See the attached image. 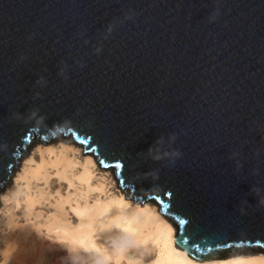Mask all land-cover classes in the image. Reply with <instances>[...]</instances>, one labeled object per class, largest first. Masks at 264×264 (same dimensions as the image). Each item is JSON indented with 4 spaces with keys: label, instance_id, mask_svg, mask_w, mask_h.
Wrapping results in <instances>:
<instances>
[{
    "label": "water",
    "instance_id": "water-1",
    "mask_svg": "<svg viewBox=\"0 0 264 264\" xmlns=\"http://www.w3.org/2000/svg\"><path fill=\"white\" fill-rule=\"evenodd\" d=\"M49 131L156 202L193 257L264 251V0H0V184Z\"/></svg>",
    "mask_w": 264,
    "mask_h": 264
},
{
    "label": "bare ground",
    "instance_id": "bare-ground-1",
    "mask_svg": "<svg viewBox=\"0 0 264 264\" xmlns=\"http://www.w3.org/2000/svg\"><path fill=\"white\" fill-rule=\"evenodd\" d=\"M49 133L42 141L33 132L0 184V194L7 192L0 204V264H41L42 234L58 251L49 264H63L64 250L76 264L117 258L120 264H264L261 250L193 257L175 242L178 229L156 202L125 198L131 188L121 187L112 166L98 164L70 134Z\"/></svg>",
    "mask_w": 264,
    "mask_h": 264
},
{
    "label": "clouds",
    "instance_id": "clouds-1",
    "mask_svg": "<svg viewBox=\"0 0 264 264\" xmlns=\"http://www.w3.org/2000/svg\"><path fill=\"white\" fill-rule=\"evenodd\" d=\"M42 80H43V77H41L40 80L37 81V83H40ZM37 95H39V94H37ZM38 111H39L38 109L33 110L31 112L30 116H29V119H32V118L36 117ZM40 120H43V117H41ZM175 139H176V136H175V134H173L170 137V140L174 142ZM162 141H163V137H161L158 140L157 143L159 144ZM148 154L152 157L153 160H156V161H159V160H162V159H165V158H169V163L171 165H174L175 164V161L182 156V153L179 150H177V149H173L171 152H168V151L161 152L160 149L157 148L155 150V153H154L153 152V149L151 147L148 149ZM23 171H24V169L22 168L21 174H18V177H19V179L21 181H23L25 179V176L22 174ZM146 175H151L153 177V179H157L158 180L159 179V170L158 169H154V170H152L150 173H148ZM253 190L257 193V195L261 191V189H259V188H255ZM6 195H7V192L0 194V204L3 203V199H4V197ZM260 203H264V199H262L260 201ZM116 264H120L119 258H117ZM128 264H137V262L130 260L128 262Z\"/></svg>",
    "mask_w": 264,
    "mask_h": 264
},
{
    "label": "rangeland",
    "instance_id": "rangeland-1",
    "mask_svg": "<svg viewBox=\"0 0 264 264\" xmlns=\"http://www.w3.org/2000/svg\"><path fill=\"white\" fill-rule=\"evenodd\" d=\"M21 160V159H20ZM19 160V161H20ZM23 161V160H22ZM10 176V175H9ZM132 192V190H131ZM52 239L48 237L47 234H42L41 237V256H40V262L41 264H49L51 260H55L57 256V252L55 248H53ZM61 259L64 260L63 264H76L73 260H71L69 254L64 250V253L62 252ZM8 264H15L13 261L8 262Z\"/></svg>",
    "mask_w": 264,
    "mask_h": 264
}]
</instances>
